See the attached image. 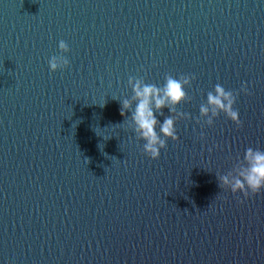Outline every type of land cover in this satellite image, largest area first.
I'll return each mask as SVG.
<instances>
[{"label": "water", "instance_id": "95a60500", "mask_svg": "<svg viewBox=\"0 0 264 264\" xmlns=\"http://www.w3.org/2000/svg\"><path fill=\"white\" fill-rule=\"evenodd\" d=\"M52 56L67 65L49 73ZM167 76L192 79L154 112L177 139L151 160L128 81ZM217 84L240 127L201 116ZM249 147L264 150V0H0V264H264V190L219 181Z\"/></svg>", "mask_w": 264, "mask_h": 264}, {"label": "clouds", "instance_id": "9594fccd", "mask_svg": "<svg viewBox=\"0 0 264 264\" xmlns=\"http://www.w3.org/2000/svg\"><path fill=\"white\" fill-rule=\"evenodd\" d=\"M58 48L61 52L67 51V46L60 41ZM68 61L63 56H52L48 60L49 73H55L58 69L66 66ZM191 77L183 76L175 78L167 76L163 85L143 83L140 80L129 79L135 109L132 112V121L135 131L140 140L144 141V155L151 160H157L160 152L166 146L167 140L176 141L175 121L169 117L159 124V132L156 131L158 121L154 112L168 107L169 111L180 104L186 97L185 87L190 83ZM241 92L247 94L242 86ZM236 97L225 88L217 84L212 92L207 95V105L200 108L201 116H208L211 109V117L223 114L228 121L240 127L239 113L234 110L233 104ZM103 106V105H102ZM101 106V107H102ZM131 104L128 100L122 102L121 115L129 110ZM207 123L211 125L212 119ZM244 167L240 169L238 178L230 179L229 176L219 178L220 185L228 188L232 194L239 192L245 198L249 195H257L264 190V150L259 148H247L243 153Z\"/></svg>", "mask_w": 264, "mask_h": 264}]
</instances>
